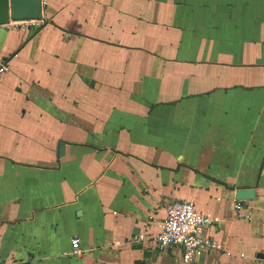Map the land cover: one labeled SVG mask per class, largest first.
Returning <instances> with one entry per match:
<instances>
[{"label":"crops","instance_id":"0c3cea01","mask_svg":"<svg viewBox=\"0 0 264 264\" xmlns=\"http://www.w3.org/2000/svg\"><path fill=\"white\" fill-rule=\"evenodd\" d=\"M42 4L0 25V264H186L133 240L176 199L216 222L197 264H264V0Z\"/></svg>","mask_w":264,"mask_h":264},{"label":"built area","instance_id":"2783aa9c","mask_svg":"<svg viewBox=\"0 0 264 264\" xmlns=\"http://www.w3.org/2000/svg\"><path fill=\"white\" fill-rule=\"evenodd\" d=\"M27 29L35 28L38 20H24ZM237 214L241 218H250V214H243L241 201L235 205ZM216 222L210 215L198 211L193 202L176 199L166 208V218L162 224L160 233L155 237L140 233L134 237L135 242L153 240L159 249L165 250L171 247H180L183 251V259L186 264H197V259L204 253H210L220 249L210 230L216 229ZM73 254L81 256L83 250L77 237L72 239Z\"/></svg>","mask_w":264,"mask_h":264},{"label":"water","instance_id":"95a60500","mask_svg":"<svg viewBox=\"0 0 264 264\" xmlns=\"http://www.w3.org/2000/svg\"><path fill=\"white\" fill-rule=\"evenodd\" d=\"M42 0H0V25H7L12 20H39L43 14ZM256 197L254 188L238 189L237 200H252ZM264 259V254H259Z\"/></svg>","mask_w":264,"mask_h":264},{"label":"rangeland","instance_id":"374dc122","mask_svg":"<svg viewBox=\"0 0 264 264\" xmlns=\"http://www.w3.org/2000/svg\"><path fill=\"white\" fill-rule=\"evenodd\" d=\"M66 220V219H65ZM67 222V221H66ZM58 224H60L59 226H57L58 230L55 232V235H59V238H60V242L62 241H65V238L67 237V232H70V234L73 233V227H72V224L73 222H71V220H69L67 223H66V233L63 234L64 232V228H63V222L62 221H59Z\"/></svg>","mask_w":264,"mask_h":264}]
</instances>
